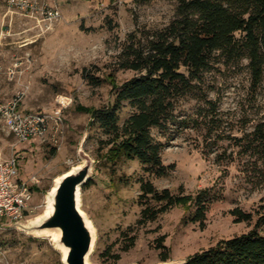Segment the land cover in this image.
Wrapping results in <instances>:
<instances>
[{
	"label": "rangeland",
	"instance_id": "rangeland-1",
	"mask_svg": "<svg viewBox=\"0 0 264 264\" xmlns=\"http://www.w3.org/2000/svg\"><path fill=\"white\" fill-rule=\"evenodd\" d=\"M50 4L59 8L62 19L47 26L0 0V103L24 93V110L53 113L61 101L71 100L64 110L63 128L43 142L20 144L0 118V163L18 157L20 178L39 180L27 219L18 225L0 223V264H63L53 237L32 228L44 213L55 179L88 164L91 170L81 187L80 209L94 227L89 264H182L222 240L249 233L254 223H238L232 212L255 214L264 207V146L248 152L244 145L264 119V76L254 90L248 61L228 66L216 59L201 75L193 95L178 101L168 128L151 130L163 145V163L174 164L175 170L157 178L138 161L113 165L105 159L108 136L78 107H108L115 99L113 83L122 86L140 75L121 69L124 50L133 36L143 39L166 28L175 18L178 2L51 0ZM203 96L217 103L216 114ZM133 112L126 104L119 114L120 125ZM140 179L173 193L182 186L186 194L215 187L223 200L211 206L204 226L192 222L193 210L186 207H175L156 221L139 225ZM166 256L169 260L163 262Z\"/></svg>",
	"mask_w": 264,
	"mask_h": 264
},
{
	"label": "trees",
	"instance_id": "trees-1",
	"mask_svg": "<svg viewBox=\"0 0 264 264\" xmlns=\"http://www.w3.org/2000/svg\"><path fill=\"white\" fill-rule=\"evenodd\" d=\"M152 0H135L145 4ZM174 20L164 29L133 36L123 52L121 69L139 73L122 86L113 83L114 102L102 109L78 107L90 115L108 136L110 148L105 159L116 165L122 160L138 161L143 170L157 178L170 175L176 166H166L163 145L151 135L153 128L165 130L178 101L193 95L197 82L216 59L228 66L248 61L256 90L264 76V0H177ZM202 101L216 114L218 105L206 96ZM128 104L134 110L120 125L119 114ZM248 152L264 146V119L247 135ZM245 143L243 138L238 139ZM138 204L142 208L139 225L156 221L175 207L193 210L192 222L204 226L213 204L223 200L215 187L186 194L159 190L151 181L140 179ZM238 223H254L241 236L222 240L216 246L187 258L182 264H264V207L255 214L234 210ZM134 240L128 246L129 250ZM161 249H166L163 245ZM169 257L162 258L167 262Z\"/></svg>",
	"mask_w": 264,
	"mask_h": 264
},
{
	"label": "built area",
	"instance_id": "built-area-1",
	"mask_svg": "<svg viewBox=\"0 0 264 264\" xmlns=\"http://www.w3.org/2000/svg\"><path fill=\"white\" fill-rule=\"evenodd\" d=\"M50 3L51 0H7L11 10L41 21L47 26L62 19L59 8ZM23 101L24 93H20L0 103V118L17 142L20 144L43 142L50 135L61 131L64 110L71 104V100L61 101V106L53 113L26 111L22 108ZM38 184L39 180L35 176L29 180L20 178L18 157L0 163V223L18 225L27 219L35 192L34 187Z\"/></svg>",
	"mask_w": 264,
	"mask_h": 264
},
{
	"label": "water",
	"instance_id": "water-1",
	"mask_svg": "<svg viewBox=\"0 0 264 264\" xmlns=\"http://www.w3.org/2000/svg\"><path fill=\"white\" fill-rule=\"evenodd\" d=\"M90 170L91 164H88L66 173L53 196L54 213L32 228L36 232H60L58 245L68 249L63 264H88L87 257L93 250L94 234L87 228V219L82 216L78 206V196L89 179Z\"/></svg>",
	"mask_w": 264,
	"mask_h": 264
},
{
	"label": "bare ground",
	"instance_id": "bare-ground-1",
	"mask_svg": "<svg viewBox=\"0 0 264 264\" xmlns=\"http://www.w3.org/2000/svg\"><path fill=\"white\" fill-rule=\"evenodd\" d=\"M80 167L74 168L73 171L78 170ZM70 171V172H73ZM66 174H64L61 177H58L55 179L54 181V187L51 189V191L48 193L47 197H46V207L44 210V213L36 220L35 225L40 224L41 222H43L45 219H47L48 217L52 216V214L54 213V206H53V196L55 191L57 190L58 185L60 184L62 178L65 176ZM80 195L78 196V206L80 208ZM80 212L82 214V216L84 217L85 214L83 213V211L80 209ZM86 226L89 230H91L92 232L94 231V227L93 224L91 223L90 220H86ZM41 234H47L49 236H52L54 241L58 244L59 243V239H60V232L59 231H43L40 232ZM94 234V232L92 233ZM95 239V238H94ZM93 239V244H92V249L94 247L95 244V240ZM58 250L61 252L62 254V260L65 261L66 257L68 255V249L64 248L62 245H58ZM89 257H87L88 259ZM89 260V259H88ZM89 264V263H88Z\"/></svg>",
	"mask_w": 264,
	"mask_h": 264
}]
</instances>
